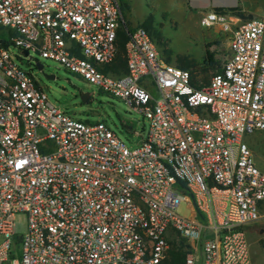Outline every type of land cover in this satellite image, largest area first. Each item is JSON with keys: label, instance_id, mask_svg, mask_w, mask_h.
<instances>
[{"label": "built area", "instance_id": "2783aa9c", "mask_svg": "<svg viewBox=\"0 0 264 264\" xmlns=\"http://www.w3.org/2000/svg\"><path fill=\"white\" fill-rule=\"evenodd\" d=\"M122 17L120 0H0V26L22 54L59 61L148 121L130 147L106 121L75 117L0 40V264L13 237L21 257L10 264H160L169 227L190 244L185 264H253L246 226L261 217L264 170L244 136L264 130V16H200L229 34L203 85L144 26L129 32L127 71L106 70Z\"/></svg>", "mask_w": 264, "mask_h": 264}, {"label": "rangeland", "instance_id": "374dc122", "mask_svg": "<svg viewBox=\"0 0 264 264\" xmlns=\"http://www.w3.org/2000/svg\"><path fill=\"white\" fill-rule=\"evenodd\" d=\"M125 4L122 10L123 19L130 26L147 27L156 41L159 50L176 64H188L197 82L207 83L219 70L228 54V36L219 25L203 26L200 16L212 8H228L242 19L264 16V0H120ZM199 3H198V2ZM243 13V14H241ZM7 38L11 31L1 27ZM209 44L215 60L214 64L206 61V47ZM10 50L14 59L24 68L31 69L40 84L47 91L52 103L77 118L89 121L104 120L120 136L127 140L130 147L138 145L141 134L148 130V121L144 115L125 99L100 89L79 73L73 72L59 61L46 58L39 52L31 51L30 55L22 54L20 48L11 43ZM121 58H125L124 49H119L118 62L125 68ZM37 61L44 64L43 69ZM46 74H53L48 77ZM90 93L87 102L82 101V92ZM255 155L257 165L264 170V130H257L244 136ZM179 211L193 217L195 211L186 202H182ZM17 233L26 232L28 218L25 212H19L15 218ZM253 264H264V202L261 206V217L247 226ZM178 237H181L177 234ZM4 236L0 234V242ZM21 257V245L16 237L12 238L11 254L3 264H10L11 258ZM169 257V250H168Z\"/></svg>", "mask_w": 264, "mask_h": 264}, {"label": "trees", "instance_id": "16d2710c", "mask_svg": "<svg viewBox=\"0 0 264 264\" xmlns=\"http://www.w3.org/2000/svg\"><path fill=\"white\" fill-rule=\"evenodd\" d=\"M121 5H122V10H123L125 7V4L122 3V1H121ZM217 8L220 9L219 7H217ZM241 14H243V13H241ZM141 26H143V25H141ZM132 29H134V28L130 26V22L124 20L122 17V19L120 20V25L118 28V36H117V42H118V48L119 49L123 48L125 51L126 41L129 37V32ZM148 31H150V30L148 29ZM0 40L6 46L11 44L10 41L8 40V38L6 37V35L2 31H0ZM119 49H118V53L116 55L114 64L111 65L109 68H106V70L112 71V72L117 73V74H123L127 71V60H126V57L121 58L122 59L121 62H123L125 64V68H123V70H122V68H120V62H118ZM206 61L209 64H212V63L215 64L217 62V60H215V58H214L213 52L209 48V44H207V47H206ZM179 65L182 67H185V68H189L188 64L180 63ZM200 85H203V84H200ZM177 234H179L181 237H178ZM166 238H167L168 245H169V247H168L169 257L167 256L160 264H185V257H186L187 251L190 248V244L179 233V231L173 227L168 228Z\"/></svg>", "mask_w": 264, "mask_h": 264}, {"label": "water", "instance_id": "95a60500", "mask_svg": "<svg viewBox=\"0 0 264 264\" xmlns=\"http://www.w3.org/2000/svg\"><path fill=\"white\" fill-rule=\"evenodd\" d=\"M23 54L24 55H29V51L28 50H24L23 51ZM37 66L40 68V69H43L44 67V64L40 61H37ZM48 77H54L53 74H46ZM89 96H90V93L88 91H85V92H82V95H81V98H82V101L84 102H87L88 99H89Z\"/></svg>", "mask_w": 264, "mask_h": 264}, {"label": "crops", "instance_id": "0c3cea01", "mask_svg": "<svg viewBox=\"0 0 264 264\" xmlns=\"http://www.w3.org/2000/svg\"><path fill=\"white\" fill-rule=\"evenodd\" d=\"M198 2V1H197ZM220 3H222V1L219 0ZM199 3V2H198ZM228 49H229V37H228Z\"/></svg>", "mask_w": 264, "mask_h": 264}]
</instances>
